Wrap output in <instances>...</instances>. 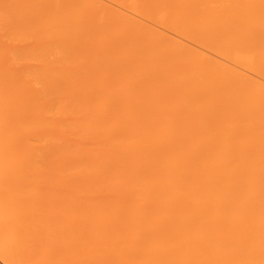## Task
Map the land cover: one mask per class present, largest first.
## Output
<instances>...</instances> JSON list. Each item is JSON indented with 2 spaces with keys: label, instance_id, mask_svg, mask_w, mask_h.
Masks as SVG:
<instances>
[{
  "label": "bare ground",
  "instance_id": "1",
  "mask_svg": "<svg viewBox=\"0 0 264 264\" xmlns=\"http://www.w3.org/2000/svg\"><path fill=\"white\" fill-rule=\"evenodd\" d=\"M216 2L0 0V264H264V0Z\"/></svg>",
  "mask_w": 264,
  "mask_h": 264
},
{
  "label": "rangeland",
  "instance_id": "2",
  "mask_svg": "<svg viewBox=\"0 0 264 264\" xmlns=\"http://www.w3.org/2000/svg\"><path fill=\"white\" fill-rule=\"evenodd\" d=\"M216 1L218 2V0H215V2H216ZM222 1H228V0H222ZM222 1L220 0V2H222ZM217 2H216V5H217V6H218V5L221 6V5H223V4L225 3V2H222L223 4H221L220 2H218V3H217ZM224 5H225V4H224ZM156 10H157V9H156ZM149 12H150V11H149ZM151 12H152V11H151ZM155 12H156V11H155ZM157 12H158V10H157ZM159 12H160V10H159ZM151 14H152V13H151Z\"/></svg>",
  "mask_w": 264,
  "mask_h": 264
}]
</instances>
